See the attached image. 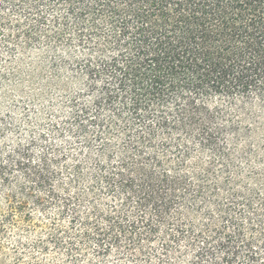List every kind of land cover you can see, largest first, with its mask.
I'll use <instances>...</instances> for the list:
<instances>
[{
	"label": "trees",
	"instance_id": "16d2710c",
	"mask_svg": "<svg viewBox=\"0 0 264 264\" xmlns=\"http://www.w3.org/2000/svg\"><path fill=\"white\" fill-rule=\"evenodd\" d=\"M0 39L44 47L22 75L61 96L0 145L6 221L52 216L91 264H264V0H0Z\"/></svg>",
	"mask_w": 264,
	"mask_h": 264
},
{
	"label": "rangeland",
	"instance_id": "374dc122",
	"mask_svg": "<svg viewBox=\"0 0 264 264\" xmlns=\"http://www.w3.org/2000/svg\"><path fill=\"white\" fill-rule=\"evenodd\" d=\"M2 41V39H0ZM0 41V62L10 56L13 66L16 64L21 78L25 80L18 85L0 83V123L4 126L0 145L10 149L15 142L24 143L31 136L40 134L46 130L50 115L59 111L57 101L61 102V96L56 92L48 93L45 100H37L36 94L39 93L40 81H29V75L34 68H45L47 75L51 73L50 65L37 64L40 60L44 47L37 45L31 46L26 51L14 49L7 55L6 44ZM37 74V73H36ZM40 83V84H39ZM48 109H50L48 111ZM53 116V115H52ZM4 137L3 141L2 138ZM264 142V139H261ZM254 148H259V139L252 143ZM259 151V150H258ZM259 158V157H258ZM258 159L252 157L251 167L259 170ZM260 160V159H259ZM262 164V163H260ZM245 171L247 169L242 166ZM3 198L0 196V264H91L94 260L92 253L88 252L87 258L69 259L66 248H56L47 240L46 230L49 226V219L52 216L43 218L36 216V222L41 220L42 224H27L20 218L9 222L4 218ZM52 214V212H50ZM37 224V225H36ZM108 264L116 263V258H108Z\"/></svg>",
	"mask_w": 264,
	"mask_h": 264
}]
</instances>
